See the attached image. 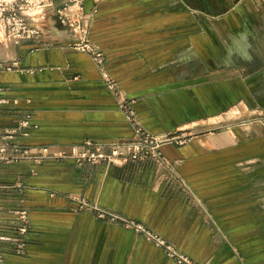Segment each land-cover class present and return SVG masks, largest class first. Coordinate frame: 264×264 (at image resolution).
Wrapping results in <instances>:
<instances>
[{"label": "crops", "instance_id": "1", "mask_svg": "<svg viewBox=\"0 0 264 264\" xmlns=\"http://www.w3.org/2000/svg\"><path fill=\"white\" fill-rule=\"evenodd\" d=\"M81 6L106 70L68 44L75 35L58 9L78 15ZM28 19L40 37L0 39V143L28 115V133L13 142L57 147L130 138L123 99L149 130L186 128L192 136L164 144V162L0 159L4 264H179L73 196L142 222L201 264H264V128L190 130L237 101L248 83L240 72L264 66L263 1L53 0ZM19 208L30 218L25 252Z\"/></svg>", "mask_w": 264, "mask_h": 264}, {"label": "built area", "instance_id": "2", "mask_svg": "<svg viewBox=\"0 0 264 264\" xmlns=\"http://www.w3.org/2000/svg\"><path fill=\"white\" fill-rule=\"evenodd\" d=\"M53 0H0V39L23 40L38 38L42 34L41 29L28 19V14L49 6ZM78 15L72 14L65 7L58 9V17L62 23L68 25L75 38L68 44L73 48L88 52L96 61L101 70L105 68V57L103 51L89 37V27L83 22L85 17L83 6L80 7ZM18 65L13 61L6 68L10 69ZM105 79L111 89L116 90V81L106 71ZM121 107L124 109L126 118L133 126V135L130 138H120L110 142H96L90 139L82 144L53 147L41 145L31 147L13 142L12 139L19 131H25L30 124V115L19 120L18 125L7 130L4 140L0 143V159L7 161H33L42 162L46 159L71 158L78 163H100L117 164L129 160L152 159L158 162L167 160L162 146L166 143L178 145L186 144L192 134L186 129H177L173 132L157 133L146 128L138 119L135 108L127 100L123 99ZM24 133V132H23ZM80 201L81 207L95 209L99 217L119 221L127 227H131L156 245L163 248L165 253L174 258L179 264H201L180 251L173 243L164 236L153 231L145 224L133 218L124 216L118 212L101 207L96 203H90L86 198L73 196ZM18 220L17 230L20 235L18 248L25 252V235L30 229L29 212L26 208L15 210ZM0 264H4V256L0 254Z\"/></svg>", "mask_w": 264, "mask_h": 264}, {"label": "rangeland", "instance_id": "3", "mask_svg": "<svg viewBox=\"0 0 264 264\" xmlns=\"http://www.w3.org/2000/svg\"><path fill=\"white\" fill-rule=\"evenodd\" d=\"M262 1L264 3V0ZM259 64L258 67L255 66L256 69L248 66V71L240 72L241 78L248 79V83L243 87L240 86V97L228 110L222 112L216 121L201 123L190 130L201 131L207 127L217 125H227L229 127L250 125L264 128V66L259 67ZM186 130L189 131V129Z\"/></svg>", "mask_w": 264, "mask_h": 264}]
</instances>
